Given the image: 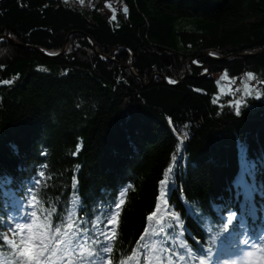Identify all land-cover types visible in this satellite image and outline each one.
Listing matches in <instances>:
<instances>
[{
    "label": "trees",
    "instance_id": "obj_1",
    "mask_svg": "<svg viewBox=\"0 0 264 264\" xmlns=\"http://www.w3.org/2000/svg\"><path fill=\"white\" fill-rule=\"evenodd\" d=\"M105 1L0 0V252L20 198L17 244L47 225L64 263L200 264L250 170L264 202V103L215 100L225 76L264 99V0Z\"/></svg>",
    "mask_w": 264,
    "mask_h": 264
},
{
    "label": "rangeland",
    "instance_id": "obj_2",
    "mask_svg": "<svg viewBox=\"0 0 264 264\" xmlns=\"http://www.w3.org/2000/svg\"><path fill=\"white\" fill-rule=\"evenodd\" d=\"M61 1L63 3L74 4L76 6H80L83 8L90 7L89 0H83V2H81V0H61ZM97 1L98 0H96L95 2ZM114 1L115 0H110V2L113 5H115ZM112 4L111 6H113ZM106 5L109 6V4L107 3ZM106 5H104L103 8H106L105 10L109 12ZM204 75H206V73H204ZM227 82H228L227 88L222 87L221 84L218 85V94L216 95V98H215V100H218V101L219 100L227 101L223 105L222 107L223 109L227 108L228 106H234L236 110L239 108V111H240L243 105L246 104L247 106V104H250L251 101H256L261 96V91H262L260 90L261 82L257 80V77L250 76L247 79L246 78H236V79L227 78ZM243 162L247 163L246 160H243ZM248 164L251 167H255L257 162L248 160Z\"/></svg>",
    "mask_w": 264,
    "mask_h": 264
},
{
    "label": "snow or ice",
    "instance_id": "obj_3",
    "mask_svg": "<svg viewBox=\"0 0 264 264\" xmlns=\"http://www.w3.org/2000/svg\"><path fill=\"white\" fill-rule=\"evenodd\" d=\"M83 2V0H81ZM127 11V10H125ZM5 84L10 83V81H4ZM239 103V102H237ZM237 115L240 114L239 108L237 109ZM173 160H175V157H173ZM172 168H168V172H172ZM162 184H166L167 180L161 181ZM164 192L161 191V197H163ZM251 215H255L256 208L253 205L251 210ZM33 216H35V213H32ZM176 215V222L177 224L180 223V215L178 213ZM149 220L152 219L151 216L148 217ZM237 219L235 213L232 214L231 219L229 220V223L231 224L233 221ZM8 228H11V225H7ZM18 228H27V225H20L17 224ZM47 225H45V228L47 229ZM55 233L60 234V228L57 227L54 229ZM55 240L56 237H49L47 232H41L38 239H35L33 237H29L27 240H25L23 237L21 238V241L19 242L20 246L16 248V251L20 254L21 257V264H46V262L49 260V256L45 255V253L52 254L53 253V247L54 245L49 243V240ZM2 243V242H0ZM61 243H64L61 241ZM245 245L249 244V240L245 239L243 241ZM15 247V245H13ZM211 250H209L210 254Z\"/></svg>",
    "mask_w": 264,
    "mask_h": 264
},
{
    "label": "bare ground",
    "instance_id": "obj_4",
    "mask_svg": "<svg viewBox=\"0 0 264 264\" xmlns=\"http://www.w3.org/2000/svg\"><path fill=\"white\" fill-rule=\"evenodd\" d=\"M96 0H89V5L90 4H92V6H100V7H102L103 6V4H106V1L105 0H98L97 2H95ZM95 2V3H94ZM46 54V53H45ZM224 78H226V80L224 81V84H227L228 82H227V76H225ZM167 80V79H166ZM219 81H220V79H219ZM168 83H169V81H167ZM169 84H171V83H169ZM218 85V84H217ZM257 102H260V103H264V99L263 98H259L258 100H257ZM246 105V104H245ZM245 105H243V106H245ZM31 179H33L32 177H30ZM34 180V179H33ZM258 231V230H257Z\"/></svg>",
    "mask_w": 264,
    "mask_h": 264
},
{
    "label": "water",
    "instance_id": "obj_5",
    "mask_svg": "<svg viewBox=\"0 0 264 264\" xmlns=\"http://www.w3.org/2000/svg\"><path fill=\"white\" fill-rule=\"evenodd\" d=\"M2 40H4V39H0V41H2ZM6 41H8V39H5ZM42 55H45V56H49V55H47V54H45V53H42ZM199 66V65H198ZM199 67H201V66H199ZM209 72V71H208ZM207 73V72H206ZM204 76H207V74L206 75H204ZM220 82H221V80H220ZM220 82H218L217 84L218 85H220ZM202 94H204V93H202Z\"/></svg>",
    "mask_w": 264,
    "mask_h": 264
},
{
    "label": "flooded vegetation",
    "instance_id": "obj_6",
    "mask_svg": "<svg viewBox=\"0 0 264 264\" xmlns=\"http://www.w3.org/2000/svg\"><path fill=\"white\" fill-rule=\"evenodd\" d=\"M90 5H92V4H90ZM105 4H103V6H104Z\"/></svg>",
    "mask_w": 264,
    "mask_h": 264
}]
</instances>
